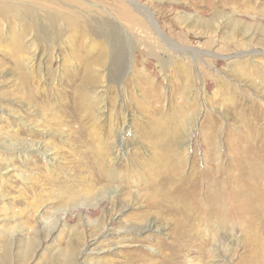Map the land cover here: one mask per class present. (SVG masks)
I'll return each mask as SVG.
<instances>
[{"label": "rangeland", "instance_id": "374dc122", "mask_svg": "<svg viewBox=\"0 0 264 264\" xmlns=\"http://www.w3.org/2000/svg\"><path fill=\"white\" fill-rule=\"evenodd\" d=\"M49 1L93 58L2 21L0 264H264V0H134L126 45L111 0Z\"/></svg>", "mask_w": 264, "mask_h": 264}, {"label": "bare ground", "instance_id": "6f19581e", "mask_svg": "<svg viewBox=\"0 0 264 264\" xmlns=\"http://www.w3.org/2000/svg\"><path fill=\"white\" fill-rule=\"evenodd\" d=\"M31 1L33 2L35 7L31 6L30 4L28 5L26 3H23V2H22L23 3L22 5H19L20 3L17 4V2L14 0L13 1L12 0H0V34L2 32V28H1L3 25L2 21L7 20V18H10V20H11V18H21L23 20L29 21L26 24L25 28H29L31 30L38 31V35L40 37L42 36L44 38L45 42L49 43L50 45H53V46L57 45L58 46V45L64 44L65 43V41H64L65 37H67L66 41H68V42H72V40H78L79 43H78L76 49L79 51L85 52L87 59H89L90 56H91V58H93V56L90 54V51L88 48L89 46L87 47V45L85 43L86 40H88V37L85 33V30L79 29V25L81 23L79 19L82 18V16L80 15L79 12H74L73 10L64 11L62 8H60L59 6H56V4L50 2L49 0H31ZM63 1L65 3L72 4L73 7H71V9H77V10L82 11V12H84L86 9V7H84L81 0H63ZM83 1H85V0H83ZM111 1H112V4L110 7L112 8L118 23L122 22L124 25L128 26V29L127 30L125 29L126 34H127L126 39L120 37V35H122L124 37L126 35V34L124 35L122 32H121L122 34L119 33V35H118L119 37H116V38H119L117 40L122 42V44L126 45V40H129V41L133 40L132 39L133 38L132 37V29H134L133 27L142 25V20L138 19L135 15H133L131 10H130V7H135V4H134L135 1L134 0H111ZM38 6L42 9L41 12H43V15H45V16H43V18H42L41 14L37 15L36 10H40V9H38ZM40 19L41 20H48V21H46V22L42 21L41 22ZM152 19H153V17H152ZM12 21L14 23H17V21L15 22L13 19H12ZM34 21L36 22V24L32 23ZM4 23H6V21ZM153 24L155 26V29L158 30V27L156 26V23L154 20H153ZM7 25H8V23H7ZM17 27H18V24H15L13 26L12 31L11 32L9 31L10 35L14 34V31L17 29ZM121 28H122V26H121ZM134 31H136V29ZM47 32H49V33H47ZM243 32H244V29H243ZM157 33L159 35H161V38L163 37L162 32H157ZM11 37H12V35H11ZM36 39H37V37H36ZM36 39L34 40L33 43H36ZM20 40H21L20 36H18V37H16L15 42L12 39L11 40L12 43L9 44V46H15V43H16L12 59H13L14 65H18L19 67H21V64H27V62L29 61V60L27 61L23 57L24 50H26V49L24 48V46L20 45ZM163 40L165 41V43L170 42L171 45L173 47H175L174 46L175 44L172 43L173 41L171 39H170L171 40L170 41L169 39H166V37H164ZM90 47H93V45H90ZM127 47H129V46H127ZM175 48H177L180 51H186L184 49H180L179 47H175ZM127 51H128V49H127ZM79 53H81V52H79ZM107 57H108V52L106 50L105 45L103 44V47L101 48V53L99 54L98 58H96V60L94 62L98 63V65H100V66L101 65L103 66ZM239 57H241V56H239ZM252 57H254V55H252ZM36 61H37L36 58H34L32 62L30 60V63H29L31 65L30 68L34 67V64L36 63ZM41 61H39V62H41ZM133 61H135V59ZM93 68L94 67L87 66L85 70L87 73H91L89 76L91 79L96 80L97 77L95 76V72L93 71ZM29 69H28V71H30ZM28 74L29 73L27 72V70L23 69L22 79L24 78L25 80H27L29 78ZM176 137H177V135L174 136V138H176ZM185 143H187V141ZM54 161H55V159H52V158L47 160V162H51V163ZM169 162H170V159L167 160L166 164H169ZM178 170H179L178 167L167 170V172L164 175V178H162V181H165L166 179L172 180L177 175ZM153 181H155V180H153ZM224 188H225V186L222 187V189H224ZM225 189L223 190L225 195L230 196L231 194H226L227 192H225ZM235 190L232 193H235ZM164 192L169 194L168 203H169V201H173L174 196L170 197V195H173L176 193V188L173 187L169 190H165ZM221 192H222V190L219 189V192H217L216 195L218 196V194ZM196 195H197V193H196ZM249 198H251V197H249ZM213 199H215L214 196H213ZM216 202H218V201H216ZM232 203H233V201H232ZM241 203H242L241 205L244 206V202H241ZM216 207H217L216 211H217V213H219L218 218H216V219L220 220L222 223V222H224L223 213H222V204H217ZM208 210H205L207 212L205 213L206 216H205L204 220H210V218L215 216V215L210 214ZM147 223L148 224L146 225V227L142 228L141 230L152 231L155 228L159 230V228H158L159 226L157 227V225H158L157 220L147 221ZM73 253L74 252H71L72 255H73Z\"/></svg>", "mask_w": 264, "mask_h": 264}]
</instances>
